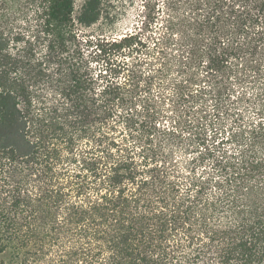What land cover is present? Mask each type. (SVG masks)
Masks as SVG:
<instances>
[{"label": "trees", "instance_id": "16d2710c", "mask_svg": "<svg viewBox=\"0 0 264 264\" xmlns=\"http://www.w3.org/2000/svg\"><path fill=\"white\" fill-rule=\"evenodd\" d=\"M104 1L0 0V264H264V89L236 107L264 81V0H142L86 55ZM173 70L170 128L151 89ZM209 101L184 171L169 149Z\"/></svg>", "mask_w": 264, "mask_h": 264}, {"label": "rangeland", "instance_id": "374dc122", "mask_svg": "<svg viewBox=\"0 0 264 264\" xmlns=\"http://www.w3.org/2000/svg\"><path fill=\"white\" fill-rule=\"evenodd\" d=\"M84 0H75L76 3V11L78 13L81 4ZM142 0H105V6H104V14L102 19L95 25L91 27H81V30L79 32L80 35V41L83 42V48L84 52L87 54L92 53V49H89L86 46L85 41L89 38H98L102 36V34L107 35L108 37H119L123 34H125L127 31H130L133 29L134 24L138 21L139 11L142 7ZM143 57V56H141ZM130 60V59H129ZM146 62L142 69H144V72L147 73V71H151L153 69H157L159 67V63H153L154 65H149V63ZM97 65V63L95 64ZM99 70L101 68L100 66H96ZM177 80L181 79V75L177 73L176 70H173L168 77H162L157 78L153 82L152 87V96H157V102H159L160 96L162 97V102L159 104L162 105V114L160 118L161 125H165L166 127L175 126V124H172V120L176 118L177 111L174 110L173 106V99H174V88L171 84L170 80ZM188 79V78H186ZM144 82V81H142ZM259 82V81H258ZM235 83V82H233ZM264 81L262 83H259L260 85H257V89L250 88L251 86H247L248 88L245 90L247 94V98L249 97L251 100L246 102L244 100L243 105L236 106L237 110H242L247 113V116H253L256 115L255 113V104H259L261 101V97H257L258 91H262ZM144 84V83H142ZM239 92L243 94V89H238ZM257 91V92H256ZM259 92V93H260ZM242 94L237 95L241 96ZM235 95L233 99H237L238 97ZM165 100V101H164ZM196 106H194V109L189 113V116L187 117V123L183 122L182 125L184 128H178L179 133H181L182 138L179 140V142L174 143V147L171 146L169 149V154L173 155L174 158L179 161L180 168L185 171V167L187 166V163H189V160L197 156V144L199 142V138L195 136L196 133H202V137H205L206 135L208 140L210 141V135H212V126H211V118L210 114L214 113V106L215 103L209 101L207 103V113H208V119L205 121H202L203 125H207L206 127H202V125L198 124V121L195 120L198 116L201 115L199 110L202 108L200 106L201 104L195 103ZM235 108H233L234 110ZM197 113V114H196ZM227 116V115H226ZM225 116V117H226ZM230 119L231 117H228V121L225 123V126H230ZM189 121H192L193 123H190ZM195 122V123H194ZM216 124L214 125L216 128L221 127L220 121H214ZM223 124V122H222ZM117 126V140L123 139L125 136V123L123 121H120L116 124ZM202 127V128H201ZM214 127V129H215ZM197 129V130H196ZM202 129V130H201ZM200 136V137H201Z\"/></svg>", "mask_w": 264, "mask_h": 264}]
</instances>
